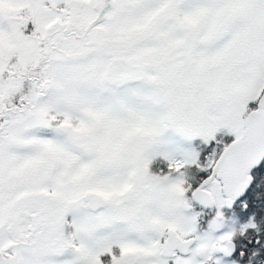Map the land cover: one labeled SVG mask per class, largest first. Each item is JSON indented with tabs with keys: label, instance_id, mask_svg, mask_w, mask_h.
I'll return each instance as SVG.
<instances>
[{
	"label": "snow or ice",
	"instance_id": "6c2138e0",
	"mask_svg": "<svg viewBox=\"0 0 264 264\" xmlns=\"http://www.w3.org/2000/svg\"><path fill=\"white\" fill-rule=\"evenodd\" d=\"M0 264H264V0H0Z\"/></svg>",
	"mask_w": 264,
	"mask_h": 264
}]
</instances>
